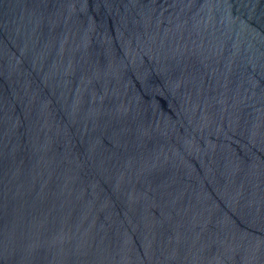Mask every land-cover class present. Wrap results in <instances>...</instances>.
I'll use <instances>...</instances> for the list:
<instances>
[{"label":"water","instance_id":"1","mask_svg":"<svg viewBox=\"0 0 264 264\" xmlns=\"http://www.w3.org/2000/svg\"><path fill=\"white\" fill-rule=\"evenodd\" d=\"M0 264H264V0H0Z\"/></svg>","mask_w":264,"mask_h":264}]
</instances>
